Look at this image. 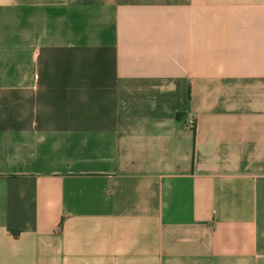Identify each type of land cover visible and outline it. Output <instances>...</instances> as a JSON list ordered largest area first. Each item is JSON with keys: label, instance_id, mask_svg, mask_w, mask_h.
I'll use <instances>...</instances> for the list:
<instances>
[{"label": "crops", "instance_id": "obj_1", "mask_svg": "<svg viewBox=\"0 0 264 264\" xmlns=\"http://www.w3.org/2000/svg\"><path fill=\"white\" fill-rule=\"evenodd\" d=\"M0 264H264V0H0Z\"/></svg>", "mask_w": 264, "mask_h": 264}, {"label": "built area", "instance_id": "obj_2", "mask_svg": "<svg viewBox=\"0 0 264 264\" xmlns=\"http://www.w3.org/2000/svg\"><path fill=\"white\" fill-rule=\"evenodd\" d=\"M188 121H189L190 123H194V122H195L194 118H191V119H189Z\"/></svg>", "mask_w": 264, "mask_h": 264}]
</instances>
